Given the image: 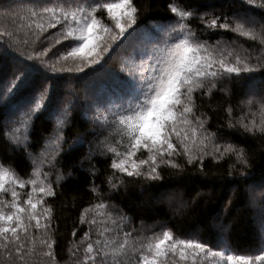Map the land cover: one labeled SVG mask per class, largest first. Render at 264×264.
I'll use <instances>...</instances> for the list:
<instances>
[{
	"label": "snow or ice",
	"instance_id": "1",
	"mask_svg": "<svg viewBox=\"0 0 264 264\" xmlns=\"http://www.w3.org/2000/svg\"><path fill=\"white\" fill-rule=\"evenodd\" d=\"M244 2L264 9V0ZM168 7L172 22L154 26L151 31L140 22L135 0H28V7L20 10L28 28L34 29V43L39 42L41 50L34 47L31 54L18 58L11 78L3 82L2 95L5 99L16 95L33 73L47 72L49 81L67 73L78 80L87 79L90 85L99 78L106 79L105 94L98 95L89 86L85 100L94 109L91 119L97 125V135L108 133L97 140L96 150L114 154L110 167L115 172L108 177L110 191L125 184L124 176L162 180V166L175 169L182 177L186 169L176 159L181 156L187 165L198 166L202 173L205 157L220 160L235 156L241 165V178H251V173L245 171L251 168L246 148L224 137L219 128L214 132L207 127V114H198L201 106L197 104V93L210 96L220 84L247 77L238 89H228L227 85L223 89L245 96L240 105L249 109L247 115L234 121L233 106L228 105L227 128L264 136V55L242 57L229 50L230 42L224 41L221 46L223 37L215 42L202 38L208 30H224L264 45V26L256 31L251 26L254 16L237 18L233 26L228 16L223 17V22L219 16L206 20L208 13L201 14L198 7L186 9L174 3ZM192 19L204 21L205 31L194 30L190 25ZM49 29L57 32L49 33ZM12 35L0 30V46L7 50L10 45L4 37ZM45 42L47 47L43 46ZM57 45L70 50L57 55L52 52ZM122 48L131 51L121 57L116 72L109 67V61ZM61 61L63 65L57 68ZM50 86L41 82L19 111L20 119L10 118L0 124V135L17 150L22 147L29 151L35 117L47 111L51 101ZM77 95L73 93L63 102L53 133L45 138L57 145L56 157L49 156L43 166H34L27 179L13 165L0 160V264H60L54 247V206L47 198L56 196L54 184L58 185L63 178L57 167L62 163L59 147L66 142L63 133L71 122ZM17 124L20 126H14ZM113 135L119 136L120 143L127 141L125 151H117L113 146ZM82 143V137L76 141ZM142 150L147 151V157L137 158L138 153L143 155ZM44 166L50 170L45 172ZM235 169L236 164L230 165L229 176ZM53 171L56 181L50 180ZM95 171L93 168V175ZM28 185L30 190L22 193L20 190ZM255 188L264 189V181L246 186L245 191L250 193ZM92 191L98 194V202L88 205L80 214V223L87 224L88 230L79 242L70 244L71 264H264V222L258 254H236L227 241L223 246H210L198 234L184 238L164 229L147 235L143 223L139 230L132 227L131 218L110 199H104L99 186L94 185ZM261 217L264 219V199ZM76 234L74 228L73 237Z\"/></svg>",
	"mask_w": 264,
	"mask_h": 264
},
{
	"label": "trees",
	"instance_id": "2",
	"mask_svg": "<svg viewBox=\"0 0 264 264\" xmlns=\"http://www.w3.org/2000/svg\"><path fill=\"white\" fill-rule=\"evenodd\" d=\"M135 3L140 9V22L149 30L159 24L172 22L170 18L173 14L168 7L170 3L186 9L198 7L201 14L208 13L205 18L208 21L219 16L220 22H223V17L228 16L234 26L237 18L254 16L255 23L251 26L256 31H260L264 26V9L247 5L244 0H135ZM26 7L28 0H0V30L13 34L11 38L4 37V41L10 45L7 50L0 46V124L10 118L20 119L19 111L23 110V105L41 82L45 85L50 83L51 101L48 110L35 117L34 125L31 127L29 151L26 152L22 147L17 150V146L0 135V160L5 165H13L21 177L30 178L35 166L33 157L37 156L50 141L46 142L45 138L53 133L55 119L63 102L71 98L73 93L78 94L71 122L63 133L66 142L62 143V155L58 157L62 163L57 167L63 178L58 185L54 184L56 196L47 198V202L54 206L53 227L57 239V245L54 247L60 264H71L68 248L70 244L79 242L83 232L88 230L87 224L80 223V214L88 205L98 202V194L92 191L94 185L99 186L104 199H110L112 204L131 218L132 227L139 230L143 223L147 235L171 229L176 236L184 238L189 234H198L210 246H223V242L227 241L236 254H258L256 249L261 246V224L264 222L261 217V200L264 199L261 192L264 189L255 188L249 193L245 188L250 184L264 181V136L242 134L239 130L227 128L228 105L233 106L234 121L247 115L249 109L240 105V101L246 99L245 96L223 91L225 85L228 89H238L245 84L247 77L235 83L226 81L220 84L210 96L197 93V104L201 106L198 114L204 112L209 117L207 127L211 131L215 132L219 128L224 137L246 148L251 168L245 171L251 173L250 179L241 178L238 171L241 165L236 162L235 156L220 160L205 157L203 173L199 171L198 166L187 165L185 158L181 156L176 159L185 166L186 170L182 177L175 169L162 166V180L146 181L142 178L124 176L125 184L110 191L108 177L113 176L115 172L110 167L114 154H101L96 150L97 140L104 139L108 133L105 132L103 136L97 135V125L91 119L94 109L85 100L89 86L94 87L98 95H104L108 86L106 79L99 78L90 85L87 79L78 80L67 73L53 76L50 81L48 79L50 74L47 72L33 73L32 77L17 90L16 95L8 99L2 95L3 82L11 78L18 58L31 54L34 47L41 50L39 42L34 43V29L28 28V21L23 19L25 14L20 11ZM190 25L197 32L205 31V22L200 19H192ZM56 32L57 29H49V33ZM221 37H223L221 46H224V41L230 42L229 50L242 57L248 54L253 58L264 55V51H261L264 45H260L259 41H252L231 31L208 30V34L202 38L215 42L221 40ZM43 46L47 47V42ZM65 50L70 49L57 45L52 52L59 55ZM6 51L7 54H4ZM52 52L49 56H52ZM126 54L123 48L114 53L109 61V67L118 72L120 59ZM231 59H234V56ZM62 65L63 61L56 66L59 68ZM247 118L251 119V116ZM81 137L83 143L76 144ZM110 142L117 151L126 150L127 141L120 143L119 136L113 135ZM70 145L73 146L72 150L66 151ZM142 152L143 155L138 153L137 158L147 157V151ZM232 164H236V169L232 170V175L229 176ZM93 168L96 170L95 175L92 173ZM53 174L52 181H56L55 171ZM120 175L116 173V176ZM29 190L30 186H27L20 191L26 193ZM87 218L90 220L92 213H89ZM74 228L77 232L75 237L72 235ZM125 230L127 231V228ZM216 250H220L219 247Z\"/></svg>",
	"mask_w": 264,
	"mask_h": 264
},
{
	"label": "rangeland",
	"instance_id": "3",
	"mask_svg": "<svg viewBox=\"0 0 264 264\" xmlns=\"http://www.w3.org/2000/svg\"><path fill=\"white\" fill-rule=\"evenodd\" d=\"M167 23H169V22H167ZM159 25H162V24H159ZM158 25V26H159ZM154 28V27H153ZM153 28L151 29V30H153ZM150 30V31H151ZM131 51V49L129 48L126 52H127V54H128V52H130ZM126 54V55H127ZM122 56H124V55H122ZM61 147H62V144L60 145V147H59V152H61ZM57 151H58V149H57V145L56 144H54V143H52L51 142V140L45 145V147L43 148V150L37 155V156H34L33 157V162H34V164H35V167H41V166H43V161L45 160V159H47L49 156H52V157H56L57 156ZM43 170L45 171V172H48L50 169L47 167V166H44L43 167ZM54 174H53V172H52V175L50 176V180L52 181V176H53ZM30 185H28V187H29ZM27 187V186H26ZM31 187V186H30Z\"/></svg>",
	"mask_w": 264,
	"mask_h": 264
}]
</instances>
